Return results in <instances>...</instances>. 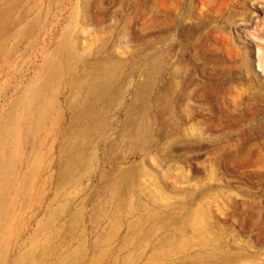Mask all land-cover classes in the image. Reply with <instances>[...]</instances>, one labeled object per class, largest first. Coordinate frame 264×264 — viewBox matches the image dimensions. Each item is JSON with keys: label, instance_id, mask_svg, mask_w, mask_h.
<instances>
[{"label": "rangeland", "instance_id": "rangeland-1", "mask_svg": "<svg viewBox=\"0 0 264 264\" xmlns=\"http://www.w3.org/2000/svg\"><path fill=\"white\" fill-rule=\"evenodd\" d=\"M0 16V184L19 186L3 264H264V0H0ZM69 37L74 68L44 90ZM92 104L105 138L70 181L60 144Z\"/></svg>", "mask_w": 264, "mask_h": 264}, {"label": "bare ground", "instance_id": "bare-ground-1", "mask_svg": "<svg viewBox=\"0 0 264 264\" xmlns=\"http://www.w3.org/2000/svg\"><path fill=\"white\" fill-rule=\"evenodd\" d=\"M10 1V0H9ZM13 3V2H11ZM17 3V2H16ZM3 9V8H2ZM5 14V13H4ZM3 16V14H2ZM1 17V16H0ZM31 27V23H26L25 25V30L24 33L27 31V29H29ZM23 31H19L17 30L15 32L14 35H17L18 37L22 36ZM73 37H69L66 40L61 39V43L58 46V49L56 51V54L52 57L53 59L51 60L50 63H48L42 72L41 78H42V82H44L46 84L44 90H46L47 88V84L50 83V86L57 85L58 79L62 76L65 75V71H72V69L74 68V63L71 62V56L73 54H79V51L77 53V48H75L74 44H73ZM81 53V57H82ZM78 55V57L80 56ZM69 58L65 61V57ZM83 58V57H82ZM70 59V60H69ZM73 59H75L73 57ZM74 61V60H73ZM68 62V63H67ZM66 66V70L65 69ZM100 66V65H99ZM95 69V68H94ZM64 72V73H63ZM118 75V74H117ZM118 77V76H116ZM114 77V78H116ZM118 79V78H116ZM115 80V79H114ZM80 85V84H79ZM78 84H74V83H69V87L71 89V92H73V94H75L74 96L79 99V97L82 96V90L81 87ZM89 93L92 94L94 93V90H96L99 87H96L94 82H89L88 80V84H87ZM85 88V87H84ZM100 89H102V94L104 95V100H106L107 98H109V94L112 91V86L111 85H107L105 87H101ZM40 94H37V96H39ZM34 96V94L30 91H25L22 96L15 102V107H18L17 109H15V114L14 117L12 119V123L8 125V129L7 132H5V136L8 139V145L11 147L13 154L16 151V146L18 145V141H20V139L22 138L20 135V130H19V120H25L26 118L28 119V116L30 114V111L33 109V100L34 98L32 97ZM36 96V97H37ZM32 97V100H31ZM111 97V96H110ZM51 100H54V96L50 97ZM99 98V97H98ZM100 99V98H99ZM99 99H93V102H97V100ZM89 101L88 95H87V101ZM53 103H46L44 105V107H42V109H44V115H43V119L44 121L47 120L49 118V107L52 106ZM73 104V103H72ZM99 105V104H98ZM106 105V104H105ZM75 106V105H73ZM89 106V103H88ZM93 104L90 106L89 110L87 111L86 115L83 117L84 120H88L89 121V125L86 128L85 131H72L70 133H68V137L66 138L65 142L63 141L62 144H60V160L58 165L61 167L63 166V164L65 165V168L63 167V169H66L67 172H69L68 176H70V181H73V175H75L73 171H75V167L77 166V164H82L85 167H89L90 164L92 163L91 161V157L90 156V150H91V142H92V133L94 131V129H98L100 134H102V140L105 138V133H104V129L100 128V126L107 122L106 121V117L105 116H98V114H95L91 108H93ZM9 111V110H8ZM91 111V112H90ZM100 111V110H99ZM8 114V112H7ZM15 115H18L15 117ZM77 117V116H76ZM8 122V121H7ZM68 122V121H67ZM69 123V122H68ZM76 124V123H75ZM33 125V124H32ZM82 126V125H81ZM42 128V127H41ZM66 129V128H65ZM147 129V128H146ZM145 131V130H143ZM27 133L31 131L28 130L26 131ZM2 133V132H1ZM41 133V132H40ZM145 133V132H144ZM147 133V132H146ZM25 134V133H24ZM23 134V135H24ZM104 136V137H103ZM25 141L26 144L28 145V137L25 136ZM31 138V137H30ZM83 138L80 142L78 141V139ZM24 140V139H23ZM63 140V139H62ZM7 143V142H6ZM6 143L4 145V147H6ZM94 143V142H93ZM3 145V144H2ZM33 145V144H32ZM95 145V144H94ZM19 147V145H18ZM109 147V146H108ZM58 148V147H57ZM9 150V149H8ZM26 151V150H25ZM29 154V153H28ZM93 154V153H92ZM9 155V154H8ZM81 157V160L79 159ZM49 162V161H48ZM9 164V162L4 166L7 167V165ZM15 164V161L10 160V165L12 168H7L4 172L6 174H9V171H11L13 169V165ZM21 165V163H20ZM20 167V166H19ZM83 167V166H82ZM61 169V171L63 170ZM82 169V168H81ZM58 170V169H57ZM15 171V168H14ZM36 172L37 170H35V164H31L27 167L26 172L24 174V179H25V183L27 181L28 184L32 183V178L33 176L31 175L33 172ZM59 171V170H58ZM65 171V170H64ZM63 171V173H64ZM90 171V170H89ZM88 171V172H89ZM37 173V172H36ZM85 173V172H84ZM15 174V173H14ZM5 175V174H4ZM61 177V176H60ZM81 177V176H80ZM69 178V177H68ZM77 179V178H76ZM61 180V179H60ZM68 180V179H67ZM80 180V179H79ZM3 181L6 182V185L4 184H0V194L3 193H7L5 195L6 197V201L2 202V204H0V226L4 224V218L6 217V211L11 209V206L14 207L15 201L18 199V194H19V186H15L14 183L8 181V179L5 177L3 178ZM2 182V181H1ZM27 183L25 185H27ZM69 184V183H68ZM24 185V186H25ZM29 190V186L27 187ZM59 188V187H58ZM25 189V188H24ZM61 193V192H60ZM30 194V193H29ZM60 195V194H59ZM58 196V195H57ZM70 196V194H69ZM3 196V198H5ZM27 198V196H26ZM55 198V197H54ZM53 198V199H54ZM26 201V200H25ZM55 203V202H54ZM61 208V207H60ZM59 208V210H60ZM56 211V209H55ZM55 213V212H54ZM58 214V213H57ZM200 224V223H199ZM198 224V225H199ZM200 227V226H199ZM201 231V230H200ZM4 239L0 240V246L4 244L3 242ZM45 242V241H44ZM39 244V243H38ZM2 247V246H1ZM0 247V249H1ZM4 249V247H3ZM1 257V256H0ZM29 258V257H28ZM3 261V260H1ZM0 261V262H1ZM161 262V261H160ZM1 264H3V262H1Z\"/></svg>", "mask_w": 264, "mask_h": 264}]
</instances>
